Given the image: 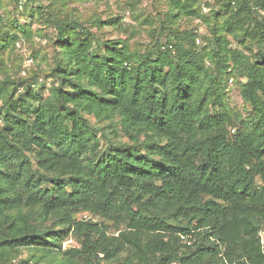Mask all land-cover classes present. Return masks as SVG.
I'll return each instance as SVG.
<instances>
[{
	"label": "trees",
	"instance_id": "16d2710c",
	"mask_svg": "<svg viewBox=\"0 0 264 264\" xmlns=\"http://www.w3.org/2000/svg\"><path fill=\"white\" fill-rule=\"evenodd\" d=\"M223 6V29L256 43L248 56L221 34L203 54L178 31L136 53L93 31L116 18L87 26L48 13L55 63L45 76L57 84L37 92L35 77L0 79V259L30 248L48 264H264V0ZM17 30L28 32L0 26V71ZM234 71L246 78L245 120L223 100ZM117 126L132 145L110 138ZM81 212L124 228L109 234ZM70 230L79 246L61 250Z\"/></svg>",
	"mask_w": 264,
	"mask_h": 264
},
{
	"label": "rangeland",
	"instance_id": "374dc122",
	"mask_svg": "<svg viewBox=\"0 0 264 264\" xmlns=\"http://www.w3.org/2000/svg\"><path fill=\"white\" fill-rule=\"evenodd\" d=\"M20 4L15 6L14 0H0V26L3 24L14 26L17 23L25 24L27 33L17 30L19 38L13 47L3 54L1 64L0 79L3 76L15 80L28 79L30 76L37 79V92H44L50 86H55L57 80L46 77L47 72L55 63L54 39L55 33L51 26L46 24L45 19L49 12L53 11L57 15H67L80 20L83 24L91 26V22L99 19L116 18L119 20L118 26L104 25L93 28L96 36L102 39H125L130 50L142 53L155 42L157 38L165 40L166 35L178 31L177 35L183 32H190L194 35L195 49L201 53H209L213 46V38L221 34L228 40V48L236 49L245 55L256 48V43L243 39L244 44L239 42L235 36L223 29L224 20L228 14L224 11L223 3L227 0H180L188 1L190 7L188 12L178 14L171 0H20ZM234 5L232 4V7ZM168 13H176L173 23L168 20ZM97 27V26H95ZM163 27L164 29L162 30ZM162 31V33H161ZM240 32H237L239 34ZM185 41V40H184ZM248 46L249 49L246 48ZM264 51V48H263ZM208 66L213 67L212 62L205 58ZM246 81L245 77L234 71L222 85L223 100L231 118L245 120L252 113L250 106L243 100L240 94L241 84ZM40 88V89H39ZM216 107V106H215ZM33 120L35 115L29 114ZM93 124H106L108 120L96 122L89 116ZM230 127V126H229ZM233 131L232 127L229 128ZM110 130V129H109ZM100 138L101 149L107 145V141L97 132ZM110 138L121 144L132 145L133 141L119 127L109 133ZM140 140L143 139L141 135ZM76 218L99 221L107 226L109 234L117 235L124 228L119 226L115 230V224L106 221L98 216H93L89 212H81ZM59 227H55L57 229ZM264 232V229L262 230ZM61 240V250L69 247L79 246L72 230L63 234ZM183 242L185 238L181 239ZM260 242L264 246V233L260 237ZM60 257V256H59ZM50 256L44 257L42 252L33 251L30 248H20L17 252H11L4 259H0V264H48ZM53 259V257H52ZM55 260V259H53ZM101 264H113V262L101 259ZM71 264H79L72 262Z\"/></svg>",
	"mask_w": 264,
	"mask_h": 264
},
{
	"label": "built area",
	"instance_id": "2783aa9c",
	"mask_svg": "<svg viewBox=\"0 0 264 264\" xmlns=\"http://www.w3.org/2000/svg\"><path fill=\"white\" fill-rule=\"evenodd\" d=\"M262 233H264L263 231H260L259 234H260V237H262Z\"/></svg>",
	"mask_w": 264,
	"mask_h": 264
}]
</instances>
